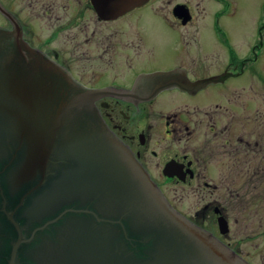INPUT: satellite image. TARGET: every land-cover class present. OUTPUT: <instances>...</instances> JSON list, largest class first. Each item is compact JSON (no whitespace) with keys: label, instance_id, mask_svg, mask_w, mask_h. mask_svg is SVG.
<instances>
[{"label":"flooded vegetation","instance_id":"flooded-vegetation-1","mask_svg":"<svg viewBox=\"0 0 264 264\" xmlns=\"http://www.w3.org/2000/svg\"><path fill=\"white\" fill-rule=\"evenodd\" d=\"M244 1L0 0V27L95 100L173 209L264 264V0L254 28Z\"/></svg>","mask_w":264,"mask_h":264},{"label":"water","instance_id":"water-1","mask_svg":"<svg viewBox=\"0 0 264 264\" xmlns=\"http://www.w3.org/2000/svg\"><path fill=\"white\" fill-rule=\"evenodd\" d=\"M0 264H248L172 208L95 100L0 27Z\"/></svg>","mask_w":264,"mask_h":264},{"label":"rangeland","instance_id":"rangeland-1","mask_svg":"<svg viewBox=\"0 0 264 264\" xmlns=\"http://www.w3.org/2000/svg\"><path fill=\"white\" fill-rule=\"evenodd\" d=\"M260 3L261 0H245L243 3V6L239 8V12L242 13V15L245 18V21L248 22V27H258L260 18H261V13H262V8H260ZM251 21H252V26H251ZM257 22V25H256ZM169 186L170 184L167 183Z\"/></svg>","mask_w":264,"mask_h":264}]
</instances>
